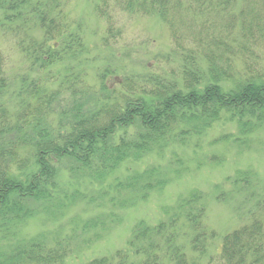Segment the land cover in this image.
Returning <instances> with one entry per match:
<instances>
[{
  "label": "rangeland",
  "instance_id": "rangeland-1",
  "mask_svg": "<svg viewBox=\"0 0 264 264\" xmlns=\"http://www.w3.org/2000/svg\"><path fill=\"white\" fill-rule=\"evenodd\" d=\"M101 1L56 0L61 11L56 23L62 32L80 31L84 47L80 57L69 62L65 59L63 64L31 66L26 54L28 49L18 44L19 40L29 38L42 40L41 19L49 7L46 0H25L24 5L18 7V13L24 11L22 16L14 18L18 13L13 14L9 21L15 26L5 30L0 27V54L6 79L0 94L3 110L0 118L4 120L0 122V145H3L0 148L24 135L26 117L32 114L28 110L19 116L15 114L24 102H33L32 92L39 89L46 98V93L50 94L46 88L58 89L59 81L64 79L73 81L69 88L71 95L69 90L56 92L42 113V116L47 114L43 120L52 128L51 134L57 142L60 141L57 135L64 134L72 123L68 119L76 112L73 107H79L83 116L97 112L103 115L106 110L120 113L127 104L139 107L141 101L148 106L158 98L154 91L164 88L165 97L168 93L165 86L175 82L180 87L182 82L188 81L194 89L192 95L199 98L195 103L206 104L205 89L217 86L213 91L222 94L217 103L228 102L232 109L234 104H230L228 98L231 92L238 97L236 88L227 80L205 87L204 82L212 83H207L210 73L225 72L232 82L264 76V0H220L219 5L212 7L205 0H181L180 18L175 12L168 13L173 17L172 25L158 18L159 5L148 11L147 7L139 9L107 0L105 13L101 14L97 11V8L102 9ZM197 1L202 4V10H197V5L193 4ZM1 16L0 7V19ZM172 30L178 31L179 41L174 40ZM259 96L261 102L249 103L264 109L263 94ZM172 108L163 109V115L158 111L151 118L149 115L145 118L141 111L135 110L132 114L129 108L127 115L112 124L114 129L109 140L115 152L120 138H128L126 142L130 144L136 141L142 129L159 136L163 129L155 127L158 121L161 124L164 121L167 124L165 137L169 136L171 141L160 152L154 150L135 161L123 159L112 164L99 181L93 180L86 171L72 175L69 162L59 163L57 194L53 197L54 209L59 211L51 216L52 213L45 211L27 219L18 227L17 236L37 237L45 232L49 244L70 237L71 251L63 264H84L122 248L136 222L143 220L154 225L164 218L165 207L197 190L204 196L203 223L210 232L203 241V255L199 256V249L192 245L191 233L184 240L177 237L174 244L180 241L185 255L198 259L199 264H221L218 249L224 235L251 221L249 213L254 211L251 203L257 197L264 198V117L257 128L247 124L241 128L240 118L228 117L223 110L220 119L205 124V120L182 119L181 112ZM110 112L105 113L108 118L101 119V124L108 121ZM173 113L178 115L173 116ZM39 115L40 111L36 116ZM140 115L145 118V128ZM28 133L30 138L32 134ZM105 138L108 139V135ZM105 145L106 142L98 149L104 151ZM22 150L24 148L19 155ZM94 153L87 157L94 159ZM100 162L94 159L93 165L97 167ZM148 167L153 168L151 174L155 179L149 183L160 180L159 183L150 187L148 191L152 192L146 200L124 208L127 206H123L122 197L130 195L126 182ZM98 169H102V165ZM239 170H245L252 189L248 193H252L253 198L245 202H241L237 192H233L237 198L229 199L227 194L231 185L225 180L234 177ZM74 191L77 197L73 201L63 197ZM94 220L97 226L92 223L82 229L84 223ZM103 226L107 228L104 234ZM169 257L164 254L162 264H173Z\"/></svg>",
  "mask_w": 264,
  "mask_h": 264
},
{
  "label": "trees",
  "instance_id": "trees-1",
  "mask_svg": "<svg viewBox=\"0 0 264 264\" xmlns=\"http://www.w3.org/2000/svg\"><path fill=\"white\" fill-rule=\"evenodd\" d=\"M24 1L0 0L2 11L0 27L2 29L15 26L10 24L9 21L13 14L19 12L18 7L20 4L24 5ZM106 1H101L102 9L97 8V11L101 14L105 13L104 3ZM116 1L139 9L147 7L148 11H152V6L159 5L158 18L170 25L174 23L172 14H168L169 12H175L178 19L180 18L179 4L181 0H114L115 3ZM205 1L208 2L210 7L220 3V0ZM226 2H229V0H226ZM188 3H191V1ZM45 4H48L49 7L43 13L45 16L41 19V28L44 32L42 40L35 41L29 38L27 41H18L23 49L24 47L28 49L26 54L28 53L30 65L50 67L63 64L65 59V62L77 59L84 49L83 43L80 41V31L76 29V32H62V28L56 23L57 15L61 13L56 0H46ZM193 4L197 5V10H202L203 6L200 2L197 1ZM23 13L24 11L16 14L14 18L19 15L22 16ZM172 34L175 41L180 40L178 31L172 30ZM52 39H55L54 43H50ZM176 47L178 48L177 45ZM100 75L104 76L103 73H100ZM5 80L0 54V94L6 86ZM226 80L227 83L231 82L233 84L236 88L234 91L238 93V97H236L234 92H231L232 96L228 98L230 104H234L232 109L228 106V102L217 103L222 94L218 92L216 94L213 91L215 87L218 88L215 86L216 81L219 83ZM236 80L239 81L232 82L225 72H215V74L211 72L207 83H212L205 84L204 82V85L205 87L211 85L215 87L205 89L206 104L203 103L202 105L198 102L195 103V99L199 100V98L192 95L191 92L194 89L190 87L188 81L182 82L180 87L178 83L174 82L169 86H165V91L168 92L165 97H163L164 88L159 89V93L154 91L155 95L158 94V98H154V102L148 106L142 105L140 101L139 107L127 104L124 112L120 111L118 113L106 110L105 113L110 112L106 124H101V119L108 118L105 113L102 115V113L97 112L83 116L84 113L79 110V107H73L72 110L76 112L71 115V119H68L72 120V123L64 134H60L62 136L57 135L60 139L59 142L53 138L52 128L43 120V118H47V114L42 116V113L44 112L43 109L47 107L46 104L49 103L56 92L65 93L67 90H71L69 88L73 85V81L64 79L59 81L58 89L54 87L46 88L47 92L50 93L49 95L46 93V98L45 94L39 89L40 92L38 90L32 92L33 102H24L17 111L18 113L15 114L19 116L26 110L32 114V116L28 115L26 117L24 135L13 142L5 144L4 148H0V264H63L70 253L72 245L70 237L49 244L46 238L48 233L45 232L38 234L37 237L17 236L18 227L23 226L27 219H31L41 212L48 211L52 213L51 216L54 212L59 211H55L54 202L56 200L53 199L54 194H57L59 178L57 166L59 163L64 160L69 162V172L72 175L83 174L86 171L91 174L93 180L99 181L110 170L112 164H118L123 159L135 161L146 152L154 150L160 152L164 149L166 143L171 141L169 136L168 138L165 137L167 124L162 121V125L158 121L155 128L157 130L163 129L159 136L150 135L147 129H142L138 132L136 141L130 142V144L126 142L128 138H120L115 145L116 151L113 152L114 145L109 140L114 129L112 128L113 121L119 118L122 119L124 115H127L129 108L132 114L135 110L141 111L145 118L147 115L151 118L156 112L159 111V114L163 115V109L173 107L172 109L181 112L182 117L180 118L205 120V124L210 120L220 119L221 114L225 113L228 117L242 119V121L238 119L241 128L246 124L250 128H257V125L261 123L260 120L264 117V109L249 102H261L260 94H263L264 97V76ZM69 95H71V91ZM192 96L195 98L193 99ZM222 110L223 113H221ZM2 111L0 109V112ZM39 111L41 115L36 116ZM175 115H178V113H173V116ZM139 117L141 125L145 128V118L143 119L141 115ZM248 117H252V119L250 120ZM180 118L178 119L180 120ZM3 121L1 117L0 122ZM163 126H165V131ZM28 132L32 134L30 138ZM107 135L108 139L105 138ZM105 142L104 151L98 149ZM22 148H24L23 153L19 155ZM93 151L95 152L94 159L101 161L97 164V167L93 165V157L92 159L87 157ZM87 158L88 161H86ZM101 165L102 169H98ZM152 169L148 167L140 173L141 175L129 177L130 181L126 182V186L130 191V195L127 194L122 197L123 206H127L124 208H130L136 202L146 200L149 193L152 192L148 191L150 187L159 183L160 180L149 183L155 181L151 174ZM225 182L231 185V189L227 191L229 199L236 196H233V192H237L238 197L241 196V202L253 198L252 193H248L252 189L248 186L249 180L245 170H239L232 178L227 177ZM161 186H159V189ZM75 192H72L70 196L63 194V197L73 201L77 197ZM257 199L259 197L251 203V206H254L252 209L254 211L249 213L251 221L224 235L218 249L221 264H264V198L261 196L258 201ZM38 206L43 210L39 211ZM164 210V218L159 219L154 225H149L143 220L136 222L132 226L130 235L125 240V245L122 248L115 250L112 254L93 258L84 264H162V261H165L161 259L164 254L170 256L168 259L173 264H199L198 259H189L185 255L186 250L180 241L178 244L174 243L177 237L179 240H184L191 233L189 239L192 245H194V248L199 249L197 253L199 256L203 255V241L208 237L206 233H210L203 223L204 196L201 192L192 190L187 197L176 199L171 206L165 207ZM92 223L96 225L95 220L88 221L84 223L82 229L89 227ZM102 228V233H106L107 228L104 226ZM96 236L99 237L100 234ZM86 241H89V239H86Z\"/></svg>",
  "mask_w": 264,
  "mask_h": 264
}]
</instances>
